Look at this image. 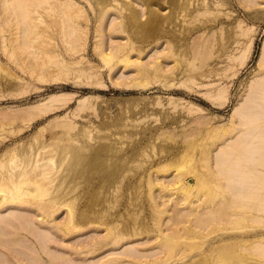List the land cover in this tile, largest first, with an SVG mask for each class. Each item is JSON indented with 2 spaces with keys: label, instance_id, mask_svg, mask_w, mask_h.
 Wrapping results in <instances>:
<instances>
[{
  "label": "bare ground",
  "instance_id": "bare-ground-1",
  "mask_svg": "<svg viewBox=\"0 0 264 264\" xmlns=\"http://www.w3.org/2000/svg\"><path fill=\"white\" fill-rule=\"evenodd\" d=\"M107 1L0 0V7L2 4L10 5V8H5V15L1 11L4 19H0H6L7 22L3 23L14 25L12 27H16L20 22L25 24L23 30L20 29L21 32L16 28V34V31L9 27V30L15 32L14 35H7L11 39V36L17 37L18 32H24L25 35L28 33V37H23H30V40H21L24 44L20 41L19 46L23 47L28 43L30 52L37 53L39 50L40 54H34L31 60L24 56L25 52L23 55L20 53L25 58L20 57L16 54L17 50L16 53L14 50L17 42L12 43L18 39L15 37L14 41L0 40L3 42L0 46L5 49L17 71L20 68L21 73L36 80L47 82L62 79L67 75L70 78L71 73H76L81 82H92L91 79L98 77L99 70L92 63L85 65L84 54L89 46L90 22L94 20L95 52L111 70L119 63H124L126 66H135L137 75L141 78L156 79L167 76L162 61L146 64L142 62V57L137 61L131 59L134 50L143 52L142 48L135 45L137 40L133 35L142 24V13L135 5L140 4L139 0L121 1L124 3L122 6L118 5L120 0H113L117 1L116 4L118 3L121 9L117 6V9L113 8L116 4L112 0ZM190 1L176 0V7L171 6L167 11L160 6H150L147 21L153 23V26L158 25V30L163 34L167 32L169 35L178 36L186 31V24L177 29L168 22L173 28L167 27V19L173 15L181 18L178 12L186 10L185 6L193 3ZM211 3L199 0L192 9L188 7L186 13L179 14L201 20V16L205 17L207 13L210 14L214 10L219 12L222 3L219 0ZM87 5L93 11V19ZM109 7L121 12L113 17L119 20L112 22L107 31V21L114 14L113 9L110 10ZM2 25L1 32L6 29V26ZM237 26L240 28L238 36H241L239 46L228 53L224 67L220 65V54L214 51L216 36L212 32V35L205 36L206 30L203 32L201 25L193 26L194 28L190 29L193 31L191 36L180 39L184 40L180 44L177 43V38L173 39L168 34L157 38V43L162 38L169 39L165 47L167 51L157 58H174L177 62L182 59L184 64L180 71L187 73L183 84L194 82L199 76L204 78L207 73L211 75V72L215 71L220 75L221 72L232 70V74L236 75L238 66L245 64L253 51L252 27L244 26L241 22ZM121 32L127 33V43H119L110 53L105 52L103 46L106 36ZM5 34L1 37L5 38ZM7 43H10V46L15 45V48L11 49L12 46L9 49L6 47ZM23 49L26 50L24 47ZM3 55L7 57L6 53ZM38 58H41L40 63ZM7 61L0 58V67L10 66ZM257 67L259 70L246 83L244 98L233 107L229 121L210 129L214 134V141L208 145L214 143L216 147L202 150V156L194 168V178L187 182L185 174L178 172L172 180L173 184L186 191V194L182 191L185 199H192L196 189L204 184H210L211 196L206 192L202 198L197 197L200 198L198 202L193 199L186 202L184 197L179 196L176 206L183 201V205L189 202L190 205L181 209H175L172 205V212L169 204L165 203V207H161L155 195H150V198L153 196L152 200L148 199L150 205L147 202L143 205L137 203L138 196H135L136 200L133 197L128 198L120 204L122 207H115V201L121 199V184L126 187L143 185L142 177L129 179L120 171L131 164L134 169L148 166V163L141 159L140 148L143 140L149 141L152 138L150 136L126 141L122 136L116 138L113 135L106 137L100 134L106 130L99 131L97 135L98 132L95 133L93 125L90 124H84L85 128L79 132L81 126L71 118L70 112L38 126L25 138H18L0 154V264H264V41ZM11 74L20 83V92L17 93L19 95L21 90L27 88L28 80L19 75L14 66ZM210 86L215 87L206 91L209 97H216L215 101L218 103L225 98L228 100L227 84L221 86L214 83ZM74 95L71 92L53 93L31 108L2 114L0 126L24 117L28 123L23 127L25 130L30 127L32 120L55 111L63 102H70ZM90 97L79 99L77 108L73 110L74 116L91 107L88 104ZM171 98L173 99L172 96ZM56 127L59 129L56 130ZM23 130L21 128L12 131L11 135ZM45 132H48V135H45ZM85 181L90 182H87L86 188L82 185ZM146 182L151 190L154 185H159L162 191L170 187V182L166 184L163 178L157 180L150 177ZM137 205H142L143 210L148 211L147 216L139 217V210L131 212ZM61 211L66 212V216L62 222H58L56 216ZM167 211L170 217H166L167 220L164 221L161 215ZM35 217H38V221ZM161 220L167 225L172 222V227L165 226ZM243 220L249 223L241 224ZM144 223H150L152 227L146 228ZM97 225H104L105 234L82 241L80 247L70 246L79 260L73 256L71 250L68 254L52 249L50 243L53 237L64 239L75 234L80 235L85 229L92 231L90 229L98 227ZM221 225L226 226L222 228ZM220 229L228 231L211 237V234ZM152 232L156 233L155 242L145 249L140 248L139 243L130 244L118 254H109L97 262L89 261L90 255L98 254L104 246L111 249L120 248L141 239L143 234ZM178 242L185 245L182 246V249L186 248L184 251L181 249L182 252H179ZM63 248L67 250L66 246ZM194 250L197 253H194ZM191 251L194 254L190 255Z\"/></svg>",
  "mask_w": 264,
  "mask_h": 264
},
{
  "label": "rangeland",
  "instance_id": "rangeland-1",
  "mask_svg": "<svg viewBox=\"0 0 264 264\" xmlns=\"http://www.w3.org/2000/svg\"><path fill=\"white\" fill-rule=\"evenodd\" d=\"M114 1L112 0V2L116 4L117 1ZM121 1L124 2L130 0H120V2H118L119 4L117 3L119 6H122L124 4ZM175 1L176 0H139L140 4H135L140 10V13H142V24L138 27V29H136L137 31H135L133 35H135L134 37L137 40L136 41L134 39L137 42L135 45L137 46V48H142L143 52L139 53L138 51L134 50L131 53V59L133 61H137L138 58L142 57V62L146 64L162 61L167 76L157 77L156 79L150 77L147 79H145L146 77H138L135 66H126L124 63H119L118 66H115L111 70L109 68V65H107L103 61L102 57L98 56L95 52L93 44L95 39L94 20L90 22V30L88 34L89 46L84 54L86 57V59L84 60L85 65H90V63H92L96 65L99 70V73L97 75L98 77L91 79L92 82H81V78L78 77L76 73H73V75L71 73L70 78L67 75L68 79L67 76H65L62 77V79L52 81L48 80L47 82L42 80L39 81L38 79L36 80L35 78H31L28 74L21 73L19 71L21 69H18V67L17 71L15 64H12L13 61L8 57L5 49L1 48L2 46H0L1 51L2 49L4 50L2 52L0 51V58L4 61H7L9 58V61L7 62L10 65L8 67L5 66L6 69L3 66L0 67L4 68L0 69V117L2 114H11L12 110L31 108L32 106L41 102L43 99L48 98V96L53 93L62 94L65 92H71L75 94L70 102H63V105L55 109V111L32 120L30 127L26 128L25 130H23V127L28 123L27 120L24 119V117H20L14 121H10L11 123L6 124L5 126H0V140H2L3 137L8 136L7 138H4L0 143V154L6 148L11 146L18 138H25L30 135L33 131L36 130V128H38V126L49 122L52 119H56L59 116L63 117L66 114L72 112L71 118L75 121H78V125L81 126L79 132H81L85 128L83 127L85 126L84 124H90L93 125V131L95 133L98 132L97 135H99V131L106 130L104 133H100L101 135H106V137H109L110 135L116 136V138L122 136V138L126 141H133L141 136V139L147 138L148 136L152 137L149 141L143 140L144 143L140 148V150H142L140 153L141 159L143 161L145 160L148 163V166L142 169H134L133 165L131 164L130 166L123 167L120 171L121 173H124L125 176H127L129 179H131V177H135L134 179L142 177L143 185L141 187L135 185L126 187L125 184H121L119 190V193H122L121 199L119 201H115V207H122L120 204L128 198L133 197V199L136 200L135 196H138L137 203L143 205L145 202H147V204L149 203L148 205H150L149 200H152L153 196L155 195L159 203L162 205L161 207H165V205H163L165 203L169 204L170 211L172 212L173 207L175 209H181L184 206H188V204L190 205V202H186L192 199L193 201L198 202L197 200L202 198L206 192L207 195L211 196L210 184H204L203 186H200L198 189H196V198L194 196L190 200H188L187 198L185 199L186 191L180 187H177V184H173L172 180L174 176L178 174V172L179 174H185V180H187V182H190V180L194 178V168L198 163L199 157L202 156V150L205 148L214 149L216 147V144L214 143L208 145L209 142L214 141V134L210 131V129L223 125L229 121L233 114V107L239 104L244 98L243 93L246 89V83H248L251 77H253L259 70L257 67L258 58L261 46L264 41V0H219L222 3L221 6H219V12L218 10H214L210 14L207 13L205 14V17L201 16V20H195L194 18L193 20L192 18H189V16H182L184 14L183 12L186 13L188 7L192 9L196 2L199 1L191 0L193 3L190 1L192 3L190 4V6L187 7L185 6V4L181 6V8L183 6L186 7V10L179 11L183 14H179L178 12V16H181V18H176V16L173 15L169 16V18L167 19L168 21L166 22L167 24L164 22L167 27L173 28L172 25H174L175 28L177 27V29L183 26L185 23L186 31L179 34L178 36H173L172 34L169 35L167 32L163 34V32L158 30V25L154 24L153 26V23L147 21L148 11L150 9V6H160L161 8H165V11H167L171 8V6L176 7ZM207 1L212 4L211 2L214 0ZM107 2L111 1L108 0ZM117 4L113 8H116V6L117 8H119ZM8 6L10 8L9 4H2V7H0V18L4 19L2 17V14L5 15V8H8ZM3 7L4 9L2 10ZM87 9L90 17L93 19V11H91V8H89L88 5ZM116 9L112 10L114 14L107 21V31H109L112 22L119 20L115 18L113 19L114 16L120 15L119 13L121 12V10H119L121 9V7L118 10ZM19 10L21 12V9ZM213 12H215L216 14ZM5 20L2 21L0 19V23L2 21V26H6V29L8 30L3 28L4 30H2V32L0 31V37L5 33V35H14L15 31V34L17 33L16 28H18L19 31L20 29L23 30V27L25 26L24 23L20 22L16 27H12L14 25L5 24L7 23ZM148 22H150L151 24ZM168 22H170L172 25L170 26ZM240 22L243 23L244 26L252 27L251 34L253 37V51L251 57L246 61V63L238 66L239 71L236 75L232 74V70L221 72L220 75L217 73V71H215L211 72V75L207 73V76H205L204 78H202L203 76H199V78L194 82L190 81L188 82V84H183V81L186 79L187 73H182L180 71V68L184 64V61L180 59V61L177 62L173 60L174 58H157L159 55L167 51L165 47L167 45L166 42L169 41L168 37H165L159 40V42L157 43V38L168 34L173 39L177 38V43L180 44L184 41L180 39L191 36V34L193 33V31H191L194 28L193 26L201 25V27L203 28V32L206 30L204 33L205 36L212 35L213 33L216 36V39L214 38V51H216L217 54H220V65L224 67L227 62L226 57L228 53L239 46L238 41L241 36H238L240 28L237 25ZM21 23L22 25H20ZM194 23H196V25ZM9 27H11L10 29L15 31L12 32L11 30H9ZM188 33L190 34L188 35ZM21 34H23L22 37L29 36L28 33H26L25 35L24 32L20 34L18 32L17 37H15L16 35L11 36L12 40L8 35V37L6 36L5 38L1 37L2 39L0 38V40L3 41V39H9L11 41H14L13 37H15V39L18 38L15 40V42H12L13 44L17 42V46H10V41V43H7L6 47H12L11 49L16 47L14 49L15 53L16 50L18 52L16 54H19L20 57L23 58L26 57L27 60H31L33 59L34 54H36L37 56L38 54H40V52L39 50V53L30 52V44L28 43L23 45L26 50H24L22 46H19L18 43L21 40L25 41V39L30 38L23 37L24 39H22ZM127 38L128 37L126 32L107 35L106 43L103 46L104 51L110 53L113 49H115L117 44H126ZM2 41H0L1 45L3 43ZM22 44L24 43L22 42ZM19 47L21 51L18 50ZM220 51L221 53H218ZM23 52H25V57L21 56V54L23 55ZM5 53L7 57L3 55ZM38 59L39 60L37 61L38 63H40L41 58ZM12 65L14 66V70L18 72L19 75L25 77L26 80H28L27 88L24 91L21 90L22 93H20L19 95H17V93L20 92V83L17 82V80H15L13 78L14 76L11 74L13 70ZM7 68H10L8 69L9 71L7 70ZM209 82H211L210 84L215 83L221 86H226L227 84L229 86L228 93L226 94V96H228V100H226L227 98H222L226 101L219 100L220 103H218V101H215L216 97H209L206 93L209 90L213 89V87H215L210 86ZM85 96H91L88 103L91 107L86 108L85 110L76 114L77 116H74L73 110L77 108L79 99L84 98ZM171 96L173 97V99H170ZM66 97L69 96H65V98ZM222 101L223 103H221ZM21 128L23 130L22 132L20 131L21 133L11 135L12 131L19 130ZM55 129L58 130L59 127H56ZM45 135H48V132H45ZM151 164L152 166H150ZM150 177H153L157 180L158 178L159 180L163 178V181H165L166 184L170 182V187L168 188L169 190L167 189L165 191H162L159 185L157 186L159 188L155 187L156 185H154V189H149L150 186H148L146 181H148ZM192 181L195 182L194 180ZM87 182L90 183L89 181H85V183H82L84 188L88 187ZM170 189L171 192H169ZM182 191H184L185 194H183ZM150 195H153L152 198H150ZM179 196L180 198H183L185 196V205H183V201L182 204L176 206V200L177 198H179ZM198 196H200V198L197 199ZM142 205H137L131 212L133 213L139 210L141 213L139 217L142 218L147 216L146 213H148V211L143 210ZM125 215L127 217V213ZM170 215H172V213ZM65 216L66 212L61 211L56 216V220L58 222H62ZM161 216L162 220L164 221H166L168 217H170L168 211L165 214L163 213ZM37 218L38 217H35L36 220ZM162 220L161 222L163 224L164 221ZM118 221L121 222L120 220ZM170 223L172 224V222ZM244 223L249 222L243 220L241 224ZM144 224L146 228L152 227L150 223ZM164 224L167 227L171 225H167L166 222ZM97 226L98 227H92L90 229L92 231L85 229L83 232H81L83 234L80 235L75 234V236L70 237L61 236L64 237V239L53 237L54 239L50 243L53 246L52 249L59 251L60 253L66 252L68 254L71 253L69 251L71 250L73 256L79 260L78 256L74 254L73 249H71L70 246L73 245L75 247H80V243L82 241L87 240L91 237H100L105 234L104 225ZM162 226L163 228H167L164 227V225ZM224 226L226 225H221L222 228ZM225 231L228 230L220 229L216 233L211 234V237L217 234H223V232ZM167 232H169V230H167ZM154 234L156 236V233L154 232L145 233L140 236L141 239H137L136 242L127 243L120 248L115 247V249H111V247L105 248L106 246H104L100 249V251L97 252L98 254L90 255L89 261L97 262L101 258L105 259L109 254H118L124 249V247L130 244L139 243L140 248L145 249L155 242ZM196 239L198 240L199 238ZM191 241H193V239ZM178 243L179 245L177 244V249H180L179 252L184 251L186 248L183 247L185 249H182V246L185 245L182 243L180 244V242ZM28 246L30 245L28 244ZM63 246H66L67 250L66 248L64 249ZM195 251L196 250H194V253H197V251ZM187 252L189 253L190 251ZM194 253L193 251H191L190 255Z\"/></svg>",
  "mask_w": 264,
  "mask_h": 264
}]
</instances>
